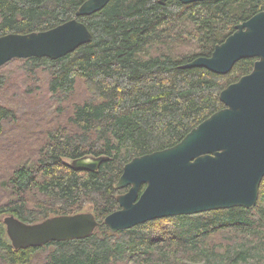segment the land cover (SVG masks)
<instances>
[{
	"label": "trees",
	"instance_id": "16d2710c",
	"mask_svg": "<svg viewBox=\"0 0 264 264\" xmlns=\"http://www.w3.org/2000/svg\"><path fill=\"white\" fill-rule=\"evenodd\" d=\"M85 1L0 0V36L46 31L74 18L92 33L89 42L55 60L15 58L46 65L48 88L60 112L47 130L39 158L18 165L9 177L11 199L0 202V260L264 264V179L251 209L168 216L117 232L104 223L120 208L117 196L128 190L115 187L125 164L179 143L224 108L222 90L253 70L254 57L239 60L226 74L181 65L211 56L238 24L264 10V0H110L99 11L77 16ZM158 45L164 49L143 53ZM175 45L192 49L173 51ZM17 117L16 109L0 103V135ZM87 155L108 159L94 171L76 169L67 161ZM82 211H92L98 221L90 236L42 246L15 248L4 223L11 214L37 223Z\"/></svg>",
	"mask_w": 264,
	"mask_h": 264
},
{
	"label": "water",
	"instance_id": "95a60500",
	"mask_svg": "<svg viewBox=\"0 0 264 264\" xmlns=\"http://www.w3.org/2000/svg\"><path fill=\"white\" fill-rule=\"evenodd\" d=\"M166 1L160 0L162 4ZM109 2L86 0L76 15H90ZM91 39L92 33L77 18L46 31L8 33L0 36V68L15 58L55 60ZM249 57L257 58L253 70L220 94L224 108L176 145L136 156L125 164L115 187L128 190L117 196L120 208L104 219L111 231L168 216L255 207L264 179V10L238 24L211 56H198L181 66H202L226 74L236 62ZM107 159L87 155L71 160V164L94 171ZM4 223L15 248L86 238L98 226L92 211L56 215L37 223L11 214L4 217Z\"/></svg>",
	"mask_w": 264,
	"mask_h": 264
},
{
	"label": "rangeland",
	"instance_id": "374dc122",
	"mask_svg": "<svg viewBox=\"0 0 264 264\" xmlns=\"http://www.w3.org/2000/svg\"><path fill=\"white\" fill-rule=\"evenodd\" d=\"M163 46L158 45L143 53H158L164 49ZM176 48L182 53L192 49L175 45L172 50L176 51ZM45 66L13 59L0 68V103L18 112L17 119L6 123L0 135V202L11 199L8 180L13 170L18 165L33 163L39 158L47 130L60 112L48 88ZM67 161L71 162L70 159ZM36 260L33 264H39L38 258ZM0 264L4 262L0 260Z\"/></svg>",
	"mask_w": 264,
	"mask_h": 264
},
{
	"label": "bare ground",
	"instance_id": "6f19581e",
	"mask_svg": "<svg viewBox=\"0 0 264 264\" xmlns=\"http://www.w3.org/2000/svg\"><path fill=\"white\" fill-rule=\"evenodd\" d=\"M68 241V240H67Z\"/></svg>",
	"mask_w": 264,
	"mask_h": 264
}]
</instances>
